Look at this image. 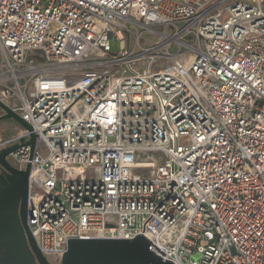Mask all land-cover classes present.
I'll return each instance as SVG.
<instances>
[{"label":"built area","instance_id":"obj_1","mask_svg":"<svg viewBox=\"0 0 264 264\" xmlns=\"http://www.w3.org/2000/svg\"><path fill=\"white\" fill-rule=\"evenodd\" d=\"M0 102L31 128L0 150L36 136L9 158L48 264L136 235L173 264H264V0H0Z\"/></svg>","mask_w":264,"mask_h":264},{"label":"water","instance_id":"obj_2","mask_svg":"<svg viewBox=\"0 0 264 264\" xmlns=\"http://www.w3.org/2000/svg\"><path fill=\"white\" fill-rule=\"evenodd\" d=\"M0 113V122L10 120L31 132L29 125L2 102ZM35 145L36 136L30 134L28 141L20 139L19 144L0 150V249L6 251L2 264H48L26 224L30 164L19 169L8 160L22 146L30 147L31 160ZM150 245L165 257L142 235L131 240L67 239L60 264H173L154 255Z\"/></svg>","mask_w":264,"mask_h":264},{"label":"rangeland","instance_id":"obj_3","mask_svg":"<svg viewBox=\"0 0 264 264\" xmlns=\"http://www.w3.org/2000/svg\"><path fill=\"white\" fill-rule=\"evenodd\" d=\"M130 44H131V41H129V45ZM110 51L113 54L119 53L120 52L119 43L112 41L110 43ZM41 56H42L41 51H33V52L30 51V52H28L25 55V60L28 61V60L32 59L34 62L40 63L41 62ZM159 63H161V62H159ZM146 68H147V64H146L145 61L139 62L133 67L134 71L139 72V73H141ZM153 70L155 72L158 71V67L155 66ZM21 131L22 130L20 129V127L13 121L7 120V121H1L0 122V140L1 139L4 140V141L8 140V139L16 136L17 134H19ZM38 148H39V150L41 152V155L45 156L46 155V151H45L43 145L39 143L38 144ZM9 161L12 164V166L19 167V164L17 162H15L14 160L9 158Z\"/></svg>","mask_w":264,"mask_h":264},{"label":"flooded vegetation","instance_id":"obj_4","mask_svg":"<svg viewBox=\"0 0 264 264\" xmlns=\"http://www.w3.org/2000/svg\"><path fill=\"white\" fill-rule=\"evenodd\" d=\"M6 255V251L4 249H0V264H2V261L4 260Z\"/></svg>","mask_w":264,"mask_h":264},{"label":"crops","instance_id":"obj_5","mask_svg":"<svg viewBox=\"0 0 264 264\" xmlns=\"http://www.w3.org/2000/svg\"><path fill=\"white\" fill-rule=\"evenodd\" d=\"M18 168V167H17Z\"/></svg>","mask_w":264,"mask_h":264}]
</instances>
